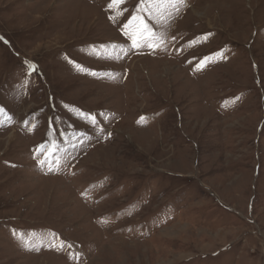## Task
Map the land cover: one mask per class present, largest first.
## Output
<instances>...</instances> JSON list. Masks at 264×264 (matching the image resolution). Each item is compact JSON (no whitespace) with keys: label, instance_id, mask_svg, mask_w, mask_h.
<instances>
[{"label":"rangeland","instance_id":"1","mask_svg":"<svg viewBox=\"0 0 264 264\" xmlns=\"http://www.w3.org/2000/svg\"><path fill=\"white\" fill-rule=\"evenodd\" d=\"M0 264H264V0H0Z\"/></svg>","mask_w":264,"mask_h":264},{"label":"snow or ice","instance_id":"2","mask_svg":"<svg viewBox=\"0 0 264 264\" xmlns=\"http://www.w3.org/2000/svg\"><path fill=\"white\" fill-rule=\"evenodd\" d=\"M114 3H119L122 2V0H113ZM142 2H144V0H142ZM164 2L167 3H176L177 0H164ZM180 2H183V0H180ZM140 9H137V12H139ZM140 20L141 26H142V30L139 32V38L137 37L136 34H132V33H125V35H127L129 37V39H131L132 41V46L135 48H139V47H144L147 46L149 48H154V44L152 43V29L147 25L143 23V20L141 17H139L138 15H133L131 17V19L128 20V23H126L124 25V28H128V26L130 24H132L133 21H137Z\"/></svg>","mask_w":264,"mask_h":264}]
</instances>
